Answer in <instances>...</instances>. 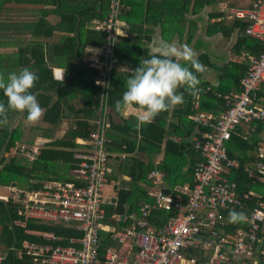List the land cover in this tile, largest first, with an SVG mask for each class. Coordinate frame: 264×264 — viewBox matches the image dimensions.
<instances>
[{
    "label": "trees",
    "instance_id": "trees-1",
    "mask_svg": "<svg viewBox=\"0 0 264 264\" xmlns=\"http://www.w3.org/2000/svg\"><path fill=\"white\" fill-rule=\"evenodd\" d=\"M223 2L231 3V0H122L125 7L122 20L125 21L127 36H120L116 42L119 61L113 69L110 90L106 95L107 106L113 109L114 117L122 115L116 111L115 102L122 98L131 71L140 66L142 59L149 58V44L157 28L165 40L171 42L177 37L183 45H196L198 50L205 45V35L212 40L231 38L235 53L245 52L258 57L264 51V42L246 34L249 20L211 22V19L224 13L216 10L207 12L208 8ZM109 9L110 0H0V74L6 79L9 73L24 67L34 71L39 79L32 91L45 110L42 120L31 125L26 123V113L10 112L9 124L0 126V186L16 184L19 188L34 190L48 181L73 180L78 164L74 155L86 147L77 139H89L104 105L101 90L95 85L99 75L89 66L87 48L104 45L106 34L96 30L92 21L105 19ZM52 15L59 17L57 23L49 20ZM198 53L199 61L205 67L204 73L197 74L201 79V91L193 97L180 89L185 102L177 115L173 114L179 119L177 124L170 123L173 117L171 111L161 113L152 123L140 129L135 127L137 117L129 116L122 124L111 120L106 130V147L109 152L118 155L114 158L116 162L110 177L118 181L125 176L131 180L133 187L129 190L118 188L117 206L106 207L108 215L132 211L151 201L148 174L155 168L162 170L168 179H175L179 185L194 184L193 170L201 156L191 142L192 131L197 127L188 118L196 112L193 104L198 100L201 111L220 115L225 110L223 96L240 92V81L251 65L249 60H245L242 64L229 61L218 67L212 63L208 52ZM126 64L131 68L129 71L118 68ZM50 67L64 69L63 76L55 80L46 78ZM209 67L219 74L216 84L209 78ZM0 101L7 103L2 90ZM64 122L68 123V129L59 137ZM173 126L185 131L180 133L179 141L173 138ZM239 128L243 134L245 130ZM203 131L198 127L197 136ZM38 137L50 139V142L35 160L30 161L20 151L10 155L18 144L31 145ZM256 138L257 135H254L252 140L245 141L243 136L233 133L227 146L229 156L239 159L243 165L248 158L246 153L255 149ZM121 154H126V157L121 158ZM161 154L163 161L157 166L153 158ZM186 159L192 161L188 173L176 178V171ZM228 176L238 183V195L250 191L256 194L235 209L248 217L257 203L264 201V176L253 184L254 178L242 166L232 170ZM229 211L224 212L225 220L220 226L222 231L234 234L238 229L248 227L246 221L229 223ZM39 232L61 237L62 240L55 244L64 246L70 245V239L82 236V232L72 226L20 215L16 203L0 199V264H25L17 257V251L24 242H48L37 235ZM103 236L109 237V233L105 232ZM260 239L263 248L264 224ZM190 254L197 258L196 264H205L208 260L201 255V250H193Z\"/></svg>",
    "mask_w": 264,
    "mask_h": 264
},
{
    "label": "built area",
    "instance_id": "built-area-1",
    "mask_svg": "<svg viewBox=\"0 0 264 264\" xmlns=\"http://www.w3.org/2000/svg\"><path fill=\"white\" fill-rule=\"evenodd\" d=\"M124 14L122 0H110L107 17L92 21L96 30L106 34L104 45L91 63L99 75L95 85L97 81L111 84L113 69L119 61L115 46L121 36ZM231 14L236 19L249 20L246 34L264 41V0H252L249 7L234 8ZM248 59L251 65L240 81V92L224 97L223 113L218 117L205 112L190 116L204 129L193 142L194 150L201 155L193 170L194 184L179 188L180 195L175 196L167 192L162 171L155 168L148 176L152 201L125 214H112L110 221L123 224L120 226L105 222L106 205L117 203L116 198L105 195L112 173L105 134L106 95L110 87L97 85L104 105L89 139L77 141L86 147L74 155L78 164L73 180L48 181L34 190L13 184L3 186L7 194H0V199L12 200L19 206L20 215L72 226L82 236L70 239V245L64 246L55 244L61 237L39 232L37 235L48 242H24L17 257L25 264H196L197 258L190 253L198 249L208 257L205 264H257L256 258L264 264V246L263 250L259 247L264 224L263 200L247 217L248 229L228 234L220 228L225 211L242 207L256 196L253 191L238 195V183L228 177L230 171L242 166L228 153L233 132L243 125L251 132L264 127V103L258 102L260 92H264V51ZM48 142L39 138L31 145L21 143L16 151L33 161ZM256 157L257 161L244 165V169L258 179L264 176V141H259ZM105 232L109 237L103 236Z\"/></svg>",
    "mask_w": 264,
    "mask_h": 264
},
{
    "label": "clouds",
    "instance_id": "clouds-1",
    "mask_svg": "<svg viewBox=\"0 0 264 264\" xmlns=\"http://www.w3.org/2000/svg\"><path fill=\"white\" fill-rule=\"evenodd\" d=\"M149 48V58L142 59L140 66L131 71L122 98L115 102L116 111L122 115L130 110L142 113L136 129L182 105L185 100L180 89L193 97L198 96L201 79L197 74L205 71L199 53L187 44L178 45L176 41L169 42L154 35ZM38 79L28 67L9 73L6 79L0 74V90L7 98L6 104L0 101V126L9 124L10 112L26 113V123L30 125L42 120L45 110L32 91ZM97 85L110 87L101 81H97ZM246 219L244 212L229 211V223H243Z\"/></svg>",
    "mask_w": 264,
    "mask_h": 264
},
{
    "label": "crops",
    "instance_id": "crops-1",
    "mask_svg": "<svg viewBox=\"0 0 264 264\" xmlns=\"http://www.w3.org/2000/svg\"><path fill=\"white\" fill-rule=\"evenodd\" d=\"M251 2H252V0L250 1V4H251ZM231 3H234V1L233 0H231ZM231 3H226V2H223V3H219V4H217L215 7H210V8H208V10H207V12H213V10H216L217 12H219V13H224L223 15H221V16H218V17H216V18H213V19H211V22H225V21H231L232 19H236V18H234L233 16H232V14H231V10L232 9H234V8H247V7H249L250 6V4L248 5V6H236L237 4L236 3H234L233 5H230ZM49 20L54 24V23H57L58 21H59V17L58 16H55V15H52V16H50L49 17ZM250 24V23H249ZM249 26V25H248ZM247 26V27H248ZM121 36H127V30H126V25H125V21L123 20V24H122V29H121ZM155 35H159L160 37H162V35H161V33H160V30L157 28V31H156V34ZM203 37H204V44L205 45H202L201 47H200V49L198 50L197 49V47H196V45H192L191 47L192 48H194L197 52L198 51H201V52H208L209 53V56H210V59L212 60V63L214 64V65H216V66H218V67H220L219 65H217V64H215V62L213 61L214 60V58L217 56L216 54H215V50H216V48L215 47H213V45H212V43H215L217 40H212V39H210V38H208V37H206L205 35H203ZM163 38V37H162ZM252 38V37H251ZM164 39V38H163ZM224 39H226V40H230V43L229 44H231V38H224ZM254 39V38H253ZM165 40V39H164ZM255 40H257V39H255ZM172 41H176L177 42V44L178 45H183L181 42H180V40H179V38H173L172 39ZM257 41H260V40H257ZM260 42H264V41H260ZM150 44H151V42H150ZM149 44V45H150ZM209 45V46H208ZM99 50H100V47H88L87 48V60H88V63H89V66L91 67V63L93 62V60H94V58H95V56L98 54V52H99ZM149 51H150V48H149ZM224 53L226 54V58L224 59V62H223V64H226L227 62H229V61H234V62H238V63H241L242 64V62L243 61H245V60H249L248 59V56H250V55H248L247 53H245V52H241V53H235L233 50H232V48L230 49V47H227L226 46V48L224 49ZM235 55L236 57H232L231 58V55ZM183 63V62H182ZM223 64H222V66H223ZM118 68H120L121 70H126V71H129L131 68H130V66H128L127 64H126V66H118ZM95 70V69H94ZM96 71V70H95ZM63 73H64V69H62V68H59V67H50V68H48L47 69V71H46V74H45V77L46 78H48V79H54L55 80V78H61L62 76H63ZM218 76H219V74H218V72L217 71H215L214 72V74L211 76H209V78H210V80H214V81H216L214 84H216L218 81H217V78H218ZM96 83V82H95ZM200 90L199 91H201V88H199ZM208 90L210 89V87H208L207 88ZM241 89V88H240ZM239 93V92H238ZM233 94H237V93H232V94H226V95H233ZM260 94L262 95H259V103H261V104H263L264 103V92L263 91H261L260 92ZM226 95H224L223 96V99H224V97L226 96ZM224 103H225V100H224ZM193 106H194V109H195V113H193V114H190L189 116H188V118L190 119V116H192V115H194V114H196V113H199V112H205V111H201L200 110V102L197 100V101H195L194 102V104H193ZM182 107H183V105H180V106H177L175 109H173V110H171V115L173 116V114L174 113H176V115H177V113L180 111V109H182ZM225 109H226V103H225ZM225 111V110H224ZM223 111V112H224ZM222 112V113H223ZM205 113H209V112H205ZM211 114H213V113H211ZM140 115H142V113H140V112H137V111H135V110H130L129 112H128V114L127 115H121V116H115L114 117V114H113V109L111 108V107H108V118H107V127H106V130H107V128L109 127V125H111V120L113 119V121L115 122V123H117V124H122L123 123V120L124 119H127L129 116H133V117H139ZM214 116H217V115H215V114H213ZM219 116V115H218ZM217 116V117H218ZM191 120V119H190ZM197 127H195L194 128V130L192 131V137H191V142L193 141L194 142V140L197 138V137H199V136H197V133H198V127H201V126H199L198 124H196L193 120H191ZM179 122V119L177 118V116H173V117H171V122L170 123H172V125H173V123H178ZM64 123H67V122H64ZM63 123V124H64ZM63 124H62V126H61V129H60V131H59V133H58V136L59 137H61V136H63L64 135V133L67 131H62V127H63ZM68 124V123H67ZM241 128H243L244 130H245V132L242 134L241 132H239V129H236L233 133L235 134H240L241 136H243V139L245 140V141H248V140H252L253 139V136L254 135H257V138L255 139V141H256V145H255V149H254V151H252V152H248V153H246V155L248 156V158H247V160H246V163H244L243 165H242V167L244 168V165H246V164H254L256 161H257V157H256V153H257V150H258V143H259V141H264V127H259V129L260 128H263V129H261V130H258L257 132H251V129L249 128V127H246V126H240ZM202 128V127H201ZM68 129V128H67ZM203 129V128H202ZM204 130V129H203ZM244 130H242V131H244ZM62 132V133H61ZM185 131H183V130H179L178 128L177 129H174V126H173V128H172V133H174V135H173V138L174 139H176L177 141H179V140H181V134H183ZM61 133V136L59 135ZM177 133H179V134H177ZM181 133V134H180ZM105 134H106V132H105ZM245 137H247V139H245ZM39 138H42V137H38L37 139H39ZM36 139V140H37ZM42 139H46V140H49V142H50V139H47V138H42ZM106 139H107V136H106ZM82 141L83 139H77V141ZM228 146V145H227ZM197 152V151H196ZM110 153V165H111V167H112V173L110 174V176L113 174V171H114V168H113V163H114V158H117L116 156L118 155V154H116V153H112V152H109ZM122 155V154H121ZM121 155H120V157H121ZM200 155V154H199ZM201 156V155H200ZM126 157V154H123L122 155V157L121 158H125ZM195 158H197L196 156H195ZM233 159H237V158H233ZM239 162H240V160L239 159H237ZM153 161H154V163H155V165H159V164H161L162 163V161H163V154H161V155H159V156H157V157H155V158H153ZM116 162V161H115ZM241 163V162H240ZM192 165V161L190 160V159H186L185 160V162L183 163V165H182V167L180 168V169H178L177 171H176V173H175V177L177 178V177H179V176H182V175H186L187 173H188V171H189V168H190V166ZM158 169V168H157ZM160 170V169H159ZM234 170H237V169H234ZM245 170V169H244ZM162 171V170H161ZM246 171V170H245ZM248 172V171H247ZM230 173H231V171H230ZM230 173H228V175H230ZM150 174V173H149ZM149 174H148V176H149ZM162 174H163V178H164V184H165V187L167 188V192L168 193H172L173 195H175V196H178V195H180L179 194V191H178V189L179 188H181V187H183V186H185V185H187V184H189V183H185L184 185H179V184H177V183H175V179H168L167 177H166V174L162 171ZM248 174H249V172H248ZM109 176V178H110V184H109V187H108V190H107V193H108V196H111V195H109V192L111 191V189H114L115 190V194L114 195H112L111 197H114V198H116V200L114 201V203L116 202L117 203V200H118V188H121V187H124V188H126V189H131L132 187H133V184H132V182H131V180L129 179V178H127V177H122V178H120L118 181L117 180H114V179H112L111 177ZM250 176H252L253 178H254V181H253V184H256V182H257V178H255L254 176H253V174H250ZM229 177V176H228ZM149 179V178H148ZM149 181H150V179H149ZM151 182V181H150ZM189 185H191V184H189ZM152 187V183H151V186H150V188ZM149 188V189H150ZM149 189H148V192H149ZM149 196V195H148ZM151 198V197H150ZM151 201H152V199H151ZM151 201H149V202H151ZM112 206H117V204L115 205V204H111ZM108 206H110V205H106V207H108ZM138 208V207H137ZM135 209V208H134ZM133 209V210H134ZM132 210V211H133ZM106 212H107V208H106ZM128 212H131V211H125V212H115V213H119V214H125V213H128ZM114 214V213H113ZM112 216V214L111 215H108V213H107V216H106V219H105V222H107V223H110V225H112V226H116V225H118V224H116L115 222L116 221H114V220H112V221H110V217ZM163 216H165V215H163ZM224 223V222H223ZM120 225H123V224H121V223H119V225L118 226H120ZM249 227V226H248ZM248 227L246 228V229H248ZM238 230H240V229H238ZM226 233V232H225ZM236 233V232H235ZM234 233V234H235ZM229 234V233H228ZM261 243L262 242H260V244H259V247L261 248L262 247V245H261ZM198 250V249H197ZM262 250H263V248H262ZM261 250V251H262ZM254 262H256L257 264H259L260 262H261V258H256L255 259V261Z\"/></svg>",
    "mask_w": 264,
    "mask_h": 264
},
{
    "label": "rangeland",
    "instance_id": "rangeland-1",
    "mask_svg": "<svg viewBox=\"0 0 264 264\" xmlns=\"http://www.w3.org/2000/svg\"><path fill=\"white\" fill-rule=\"evenodd\" d=\"M234 3H236L237 5L236 6H248L250 4V1L251 0H233ZM230 43V40H226L224 38H220L218 39L215 43H212L213 47L216 48L215 50V54L217 55L215 58H214V62L215 64L219 65L220 67L222 66L223 62H224V59L226 58V54L224 53V49L227 47H230V49L232 48V44H229ZM209 46V45H208ZM232 57H236L235 55H231V58ZM208 71L210 72V75L212 76L214 74V70L212 68H208ZM68 128V124L67 123H64L63 124V127H62V131H66ZM62 133V132H61ZM61 133L59 134L61 136ZM36 141V140H35ZM14 153H16V147L13 148L11 150V153L10 155H13ZM173 177V176H172ZM0 194L2 195H5L7 194V189H5V187L3 186H0ZM115 194V190L114 189H111V191L109 192V195H114ZM106 196H108V193L105 194Z\"/></svg>",
    "mask_w": 264,
    "mask_h": 264
}]
</instances>
